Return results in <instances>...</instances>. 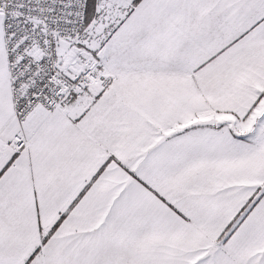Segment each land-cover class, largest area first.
I'll list each match as a JSON object with an SVG mask.
<instances>
[{"label":"snow or ice","instance_id":"1","mask_svg":"<svg viewBox=\"0 0 264 264\" xmlns=\"http://www.w3.org/2000/svg\"><path fill=\"white\" fill-rule=\"evenodd\" d=\"M0 264H264V0H0Z\"/></svg>","mask_w":264,"mask_h":264}]
</instances>
